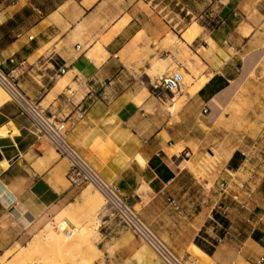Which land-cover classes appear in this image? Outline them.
Wrapping results in <instances>:
<instances>
[{"label": "crops", "instance_id": "crops-1", "mask_svg": "<svg viewBox=\"0 0 264 264\" xmlns=\"http://www.w3.org/2000/svg\"><path fill=\"white\" fill-rule=\"evenodd\" d=\"M171 1L0 0V64L179 257L264 264V0H215L209 21L196 10L213 0ZM182 59L192 83L154 93ZM214 150L216 169L198 177L190 164ZM69 168L15 102L0 106V259L64 212L66 234L68 218H87L88 186H72ZM98 216L105 264H164Z\"/></svg>", "mask_w": 264, "mask_h": 264}, {"label": "built area", "instance_id": "built-area-1", "mask_svg": "<svg viewBox=\"0 0 264 264\" xmlns=\"http://www.w3.org/2000/svg\"><path fill=\"white\" fill-rule=\"evenodd\" d=\"M65 71L66 68L60 69L62 74ZM16 79L14 71H6L0 64V86L9 93L10 100L18 105L20 111L30 118L34 131L41 137H45L61 156L69 160L70 168L67 178L71 185L74 187L91 186L97 190L104 198L102 210L109 212L123 227L132 230L146 242L163 260L164 264H188L187 260L179 257L154 232L115 185L107 181L69 141L67 121L48 114L39 102L29 98L20 89ZM182 85L183 75L177 71L163 74L151 83L152 90L156 94H160L162 90L176 94L181 92ZM83 116L84 111L79 112L76 120L82 119ZM262 152L264 153V146ZM221 187L225 190L227 184L223 182ZM71 234L68 233L67 237Z\"/></svg>", "mask_w": 264, "mask_h": 264}, {"label": "rangeland", "instance_id": "rangeland-1", "mask_svg": "<svg viewBox=\"0 0 264 264\" xmlns=\"http://www.w3.org/2000/svg\"><path fill=\"white\" fill-rule=\"evenodd\" d=\"M179 1H183V0H173V1L169 2L170 3L169 4L170 7L172 8L174 3L175 2H179ZM213 2L214 3L212 5H209L206 8L203 7L202 11H200L201 9L196 10V13L202 12V15H205V14L207 15V16L206 15L204 16L203 20L209 21L210 18H211L210 17L211 13H213V12H215V10H217V8H218L217 2L215 0H213ZM179 6L182 7V2H181V4H179ZM168 9L169 8H167L165 11H167ZM183 13L185 14L186 10H184ZM198 14H196V16ZM192 15L193 14L191 13L189 15V17H191ZM168 39H171L173 41L174 37L171 36ZM178 43L180 44V46L182 48H185V46L181 43V41L178 40ZM182 61H183V66H184L185 69L184 68L178 69L176 66H174L173 67L174 68L173 71L180 72L183 75L182 89H184L183 86L185 84L186 85H190L192 83L193 80H192L191 75L197 74V68H196V66L191 64L189 61L184 62V59H182ZM198 62L200 63L199 60H198ZM199 84H201V83H199ZM199 84L197 86H199ZM259 90H262V88H259ZM174 95H176V98H178L179 95H180V92H177L176 94H173V96ZM182 101H183V99H180L179 102H182ZM175 102H178L177 99H176ZM178 108H176L174 106L172 111H176ZM216 154H217L216 150H214V152H211V155H213V156L207 154L206 157H204L203 159L200 160V162L197 164V166L194 165V164H190V169L198 177L204 176L206 174V172H209V173L213 172L216 169V166H217V158L218 157H217ZM88 191H93L94 192L96 190L93 187L89 186L88 187ZM103 205H104V198L102 197V200L95 207V209L93 211H90L87 215H85V216H87L86 219H84V220L79 219V220H81V222L74 221L73 218H68L71 223H73V222L75 223V224L73 223L74 226H75V229L79 228L80 225H83V224L87 223L91 219L94 220V222H96L98 224L97 233H94L96 235L92 236L91 239L89 240V242L92 245H94V246L96 245L95 246L96 248L101 246V244H99L100 219L98 218L99 217L98 214H100V213H101V215L102 214H107L109 217H113L109 212L107 213V212L102 210L103 209ZM59 217L60 216L55 218L54 223L50 222L46 227H44L41 231H39L38 234H36L33 237V239L28 244H25L26 246H24L22 248L16 247L13 250H11L8 253H6L4 255V257H2L0 259V262L2 264H37L38 262L43 261V260H44L43 262H45L47 264H57V263L58 264H71V261L74 262L75 260H74L73 257L76 254L78 255V253H80V248H81L83 242H82L81 236L78 234L77 231L75 232V230H74V233H76L75 237H74L75 234H73L70 238L67 237L66 230L68 229V226L66 224H64L65 225V228H64L63 227L64 225L61 223L62 221L59 220ZM113 218H115V217H113ZM65 219H66V217H65ZM58 221H60V222H58ZM59 227H60V230H58ZM48 230H49V232L52 230L55 234H61L63 236H59V237L50 236V237H47V233H49ZM76 238H79V239H76ZM83 246H85V243L83 244ZM11 254H15V255H14V257H13V259L11 261L7 262L8 261V256L11 255ZM47 257H49V258H47ZM96 260H98L97 264H105L106 263L102 253H100V255L96 258ZM95 261H94V263H95ZM188 264H195V263L188 262Z\"/></svg>", "mask_w": 264, "mask_h": 264}, {"label": "bare ground", "instance_id": "bare-ground-1", "mask_svg": "<svg viewBox=\"0 0 264 264\" xmlns=\"http://www.w3.org/2000/svg\"><path fill=\"white\" fill-rule=\"evenodd\" d=\"M204 81V79H202ZM202 81V82H203ZM207 81V80H206ZM200 81L201 84H199V86H201L203 83ZM64 83V81H63ZM10 99V95L9 93L4 89L2 88V86H0V106L5 103L6 101H8ZM90 192L91 191H88L87 192V196L86 197V204L84 203V205H87L86 206V211L83 212V210H80L81 212H83L85 215H87L90 211H93L95 209V207L100 203V201L102 200V195L96 190L94 191V195L91 196L90 195ZM83 195V194H82ZM82 197V196H81ZM85 199V198H83ZM84 201V200H83ZM77 206V205H76ZM82 207V206H81ZM80 209V207H78ZM83 208V207H82ZM77 209V207H76ZM75 209V210H76ZM85 210V209H84ZM79 211V212H80ZM64 212V211H63ZM70 212V211H69ZM79 212H77V215L79 214ZM80 212V213H81ZM70 214L68 212H65L63 214L60 215L59 217V220H61L62 224L64 225L65 224V217H69ZM73 216V214H72ZM95 217V216H94ZM74 219V221H77V222H81V220H79L76 217H72ZM60 222V221H58ZM74 223V222H73ZM72 223V224H73ZM75 224V223H74ZM78 224V223H77ZM83 224V223H82ZM61 225V224H60ZM59 225V226H60ZM62 225V226H63ZM79 225V224H78ZM65 228V225L63 226ZM58 228V227H57ZM97 228H98V224L96 222H94V220H90L88 221L87 223L83 224V225H80L79 228L75 229V232L77 231L78 234L81 236V239H82V242L83 244L85 243V246H81L80 248V253H78V255L76 254L73 258H74V262L76 264H93L94 261L96 260V258L100 255V251L98 248H96L94 245H92L89 240L91 239L92 236L96 235L94 233H97ZM60 230V227L59 229ZM62 230V229H61ZM49 232V230H48ZM61 233V232H60ZM72 234H73V231H72ZM74 237L76 236V233H74ZM98 235V234H97ZM50 236H53V237H59V236H63L61 234H55L52 230L47 233V237H50ZM72 236V235H71ZM96 237V236H95ZM70 238V237H69ZM68 238V239H69ZM80 238V237H79ZM79 238H76V239H79ZM80 239V240H81ZM76 244V243H75ZM74 245V244H73ZM72 247V246H71ZM75 250V249H74ZM78 252V251H77ZM64 253V252H63ZM75 253V252H74ZM59 255V254H58ZM62 256V255H61ZM44 257V256H43ZM70 257V256H69ZM49 258V257H47ZM51 258V257H50ZM65 259V258H64ZM71 259V258H70ZM58 260V259H57ZM61 260V259H60ZM44 261V260H43ZM43 261H40L38 262L37 264H47ZM54 261V260H53ZM52 261V262H53ZM71 261V260H70ZM74 262L71 261V264H75ZM57 263V262H56ZM70 263V262H69ZM58 264V263H57Z\"/></svg>", "mask_w": 264, "mask_h": 264}]
</instances>
